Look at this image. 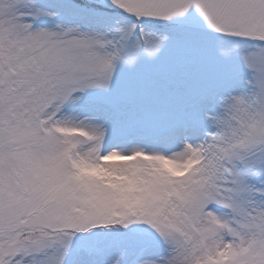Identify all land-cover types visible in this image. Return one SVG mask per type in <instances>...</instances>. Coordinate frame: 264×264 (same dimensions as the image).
<instances>
[{
  "label": "snow or ice",
  "instance_id": "obj_1",
  "mask_svg": "<svg viewBox=\"0 0 264 264\" xmlns=\"http://www.w3.org/2000/svg\"><path fill=\"white\" fill-rule=\"evenodd\" d=\"M0 264H264V0H0Z\"/></svg>",
  "mask_w": 264,
  "mask_h": 264
}]
</instances>
